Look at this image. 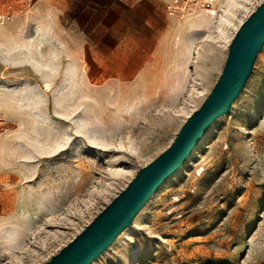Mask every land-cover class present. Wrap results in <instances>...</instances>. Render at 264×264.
<instances>
[{"label": "rangeland", "instance_id": "374dc122", "mask_svg": "<svg viewBox=\"0 0 264 264\" xmlns=\"http://www.w3.org/2000/svg\"><path fill=\"white\" fill-rule=\"evenodd\" d=\"M26 1L0 0V11L13 3L21 14ZM262 1L222 0L215 14L196 12L169 57L131 84L19 79L24 111L0 162V264L50 260L171 144ZM7 80L16 85V75ZM91 264H264V46L230 112Z\"/></svg>", "mask_w": 264, "mask_h": 264}, {"label": "crops", "instance_id": "0c3cea01", "mask_svg": "<svg viewBox=\"0 0 264 264\" xmlns=\"http://www.w3.org/2000/svg\"><path fill=\"white\" fill-rule=\"evenodd\" d=\"M168 1L27 0L21 14L15 8L21 17L0 25V162L2 146L24 111L19 79L78 76L86 87L90 75L109 77L120 86L136 82L169 57L179 27L194 22L195 14L170 16ZM11 74L16 85L5 83ZM4 98L9 108L1 106Z\"/></svg>", "mask_w": 264, "mask_h": 264}, {"label": "water", "instance_id": "95a60500", "mask_svg": "<svg viewBox=\"0 0 264 264\" xmlns=\"http://www.w3.org/2000/svg\"><path fill=\"white\" fill-rule=\"evenodd\" d=\"M264 46V0L242 21L229 44L222 72L201 106L185 120L171 144L140 168L126 187L43 264H91L135 217L166 179L187 159L212 124L230 112Z\"/></svg>", "mask_w": 264, "mask_h": 264}, {"label": "built area", "instance_id": "2783aa9c", "mask_svg": "<svg viewBox=\"0 0 264 264\" xmlns=\"http://www.w3.org/2000/svg\"><path fill=\"white\" fill-rule=\"evenodd\" d=\"M222 0H169L167 2V12L175 18H185L202 11L207 14H215L221 6ZM17 14L12 3L4 4L0 11V25L15 20ZM3 121L0 119V122Z\"/></svg>", "mask_w": 264, "mask_h": 264}, {"label": "bare ground", "instance_id": "6f19581e", "mask_svg": "<svg viewBox=\"0 0 264 264\" xmlns=\"http://www.w3.org/2000/svg\"><path fill=\"white\" fill-rule=\"evenodd\" d=\"M47 88H49L48 84L46 85Z\"/></svg>", "mask_w": 264, "mask_h": 264}]
</instances>
